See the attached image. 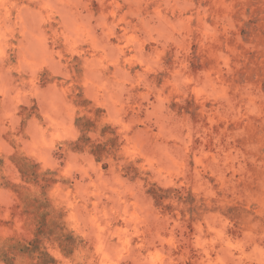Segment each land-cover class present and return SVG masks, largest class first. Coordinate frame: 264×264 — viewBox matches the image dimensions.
I'll return each mask as SVG.
<instances>
[{
  "label": "clouds",
  "instance_id": "1",
  "mask_svg": "<svg viewBox=\"0 0 264 264\" xmlns=\"http://www.w3.org/2000/svg\"><path fill=\"white\" fill-rule=\"evenodd\" d=\"M0 264H264V0H0Z\"/></svg>",
  "mask_w": 264,
  "mask_h": 264
}]
</instances>
